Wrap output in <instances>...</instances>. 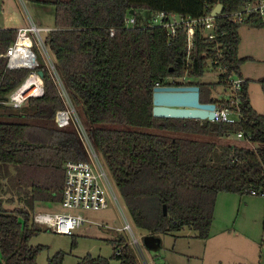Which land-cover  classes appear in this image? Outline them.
<instances>
[{
	"label": "trees",
	"instance_id": "1",
	"mask_svg": "<svg viewBox=\"0 0 264 264\" xmlns=\"http://www.w3.org/2000/svg\"><path fill=\"white\" fill-rule=\"evenodd\" d=\"M250 1L258 0H39L54 7V29L47 33L45 42L56 71L74 108L81 111L91 142L128 215L147 235L159 237L187 227L194 238L206 240L218 194L244 197L254 191L255 196L264 197V112L257 113L250 104L249 80L241 84L238 106L212 96L217 86L229 87L228 74L242 77L241 66L253 60L238 55L239 29L242 24L264 28V18L253 14L239 23L228 16ZM217 4L223 6L215 18L218 37L210 42L196 31L188 66L182 31L168 38L160 27L123 26L129 10H163L199 17ZM16 32L0 29V101L29 71L7 69L2 57ZM217 53L225 72L217 74L215 82L179 85L199 86L200 102L238 111V120L152 115L156 83L168 85L167 78L184 74L190 79L201 78L207 61L215 59ZM40 67L41 97L28 98L17 109L0 104V264H36L38 253L44 249L30 244V239L43 231L32 221L36 204H59L63 164L86 160L74 129L54 124L55 112L64 105L51 75L43 64ZM258 83L264 95V77ZM162 131L215 139L240 132L256 147L218 145L217 140ZM6 195L11 197L4 198ZM14 197L19 205L14 206ZM109 241L114 248L111 257L86 254L78 264H139L123 236ZM64 254L56 252L46 264H63Z\"/></svg>",
	"mask_w": 264,
	"mask_h": 264
},
{
	"label": "rangeland",
	"instance_id": "2",
	"mask_svg": "<svg viewBox=\"0 0 264 264\" xmlns=\"http://www.w3.org/2000/svg\"><path fill=\"white\" fill-rule=\"evenodd\" d=\"M30 2L29 0H0V26L13 27L22 24L23 21L29 25V19H31L36 26H45L52 30L54 7L42 5L39 1L37 4ZM136 13L140 18L148 15L145 9L137 10ZM46 35V32H41L44 46L51 59L50 62L55 67L53 54L45 42ZM239 35V55H249L253 58L252 61H247L241 66L242 77L244 76V79L249 80L248 95L251 106L257 113L262 114L264 112V95L258 79L264 77V28H254L242 24ZM34 51L38 56V61L42 63L41 49L34 47ZM50 62L47 64L48 66L51 64ZM216 79L217 73L209 67V64L205 67L203 77L198 79L186 78V80H189L187 83L195 81L215 82ZM184 82V79H176L175 83ZM61 83L63 85L62 80ZM63 88L65 89L64 85ZM59 89L61 92V87ZM229 94V90L226 89L224 92L222 86H217L212 92V96L216 99H223ZM75 111L87 128V125L83 122L81 111L78 109H75ZM230 117L236 119L235 115ZM153 131L161 133V131ZM162 132L172 136L208 139L209 141L217 140L218 145L231 143L252 149L256 147V144L238 140L235 135L215 139L167 131ZM113 187L119 196L133 234L138 239L142 256L134 246H130V248L139 264H259L262 258L261 238L264 234V197L255 195L239 197L235 194L220 193L217 197L214 220L211 226V237L215 239H206V241L194 238L192 236L193 232L184 227L179 232L160 235L159 248L149 250L143 244V237L147 235L146 232L134 225L114 182ZM9 197L11 195L4 196V198ZM14 200V206L19 205L15 197ZM6 205L10 206L9 204ZM36 209L48 212L62 210L59 204L45 203H38ZM83 214L88 221L72 235L57 234L43 228V231L30 239L31 245L44 246V249L37 255L36 264H46L48 258L60 251L65 253L63 264H78L80 258L86 254L109 258L114 250L109 239L112 240L117 235H121L125 242L127 241L124 232L117 231L122 226L123 218L114 206L110 205L104 210L84 211Z\"/></svg>",
	"mask_w": 264,
	"mask_h": 264
},
{
	"label": "built area",
	"instance_id": "3",
	"mask_svg": "<svg viewBox=\"0 0 264 264\" xmlns=\"http://www.w3.org/2000/svg\"><path fill=\"white\" fill-rule=\"evenodd\" d=\"M136 11H133L132 14L128 12L124 17L123 26L125 28H135L137 26L160 27L165 30L168 38L175 37L178 31H182L185 34V61L187 66L189 65L196 31L199 30L202 34L201 36L210 42H215L218 37L215 18L221 14L214 17L209 12L199 17H192L188 14H180L177 12L163 10L149 11L146 9L145 11H147L148 15L140 18ZM253 14L264 18V0L247 2L228 16L241 23L245 22ZM49 31V28L38 27L33 23L17 29L14 42L6 49L2 57L6 58L7 69L23 68L29 71L22 82L5 99H2L0 104L17 109L21 108L28 98L41 97L44 94L43 80L37 71H43L40 67L43 64V67L47 69L53 82L57 86L64 105V108L55 112L54 124L58 128L72 127L74 129L85 150L86 160L67 161L63 164L64 185L59 203L62 210L53 212L35 211L32 215V221L36 226L54 233L72 235L88 221L83 214L84 211L104 210L112 205L123 218L122 226L117 231L124 232L127 238L126 244L134 246L141 254L138 239L134 236L131 225L123 211L119 196L113 187L112 178L110 180L111 175L102 158L95 150L88 135L87 128L77 116L70 97L63 88L55 67L50 62L49 53L41 37V32L48 33ZM109 34L113 36L114 30L110 29ZM220 36H223V33ZM219 46L217 44L215 47L218 51ZM34 47L41 49L40 55L42 63L38 61ZM49 62L51 64L48 66L47 64ZM208 64L217 74L225 72V67L220 63V55L218 53L215 59L207 61ZM186 78L188 77L184 74L182 77H169L166 80L168 81V85H179V83L175 84L176 79H184L187 83L189 80H186ZM226 79L229 83V87L226 89L229 90L230 94L224 97L223 100L230 101L238 106L239 91L244 78L231 73L226 76ZM155 86L161 85L156 83ZM59 87L62 89L61 92L59 91ZM226 89H224V92ZM214 112L215 118L213 121L227 122L238 120L239 118L238 111H231L228 108H218L216 105ZM233 115L236 116V119L233 117L229 118V116ZM234 135L238 140H244L240 132ZM255 194L254 191L251 192V195ZM260 196L262 197L263 194H260ZM261 251L262 258L259 264H264V234L261 238ZM118 252L119 249L116 248L115 253Z\"/></svg>",
	"mask_w": 264,
	"mask_h": 264
},
{
	"label": "water",
	"instance_id": "4",
	"mask_svg": "<svg viewBox=\"0 0 264 264\" xmlns=\"http://www.w3.org/2000/svg\"><path fill=\"white\" fill-rule=\"evenodd\" d=\"M223 6L217 4L211 11L216 17L221 14ZM132 14L133 10H129ZM38 75L43 76V71L38 70ZM199 86L191 85H161L155 86L152 93V115L157 118L195 119L213 121L215 118V104L202 103L199 99ZM163 214L166 208L163 206ZM161 243L160 237L146 235L143 244L149 250H156Z\"/></svg>",
	"mask_w": 264,
	"mask_h": 264
},
{
	"label": "crops",
	"instance_id": "5",
	"mask_svg": "<svg viewBox=\"0 0 264 264\" xmlns=\"http://www.w3.org/2000/svg\"><path fill=\"white\" fill-rule=\"evenodd\" d=\"M29 1H31L32 2V4H37L38 3V1L39 0H29ZM46 1H51V0H46ZM30 2V3H31ZM42 5H45V4H42ZM52 6V5H51ZM29 23H33L34 24V22L31 20V19H29ZM28 25V23H26L25 21H23L22 22V24L20 23V24H18V25H15V26H13V27H9V26H4V25H1L0 26V29H18V28H20V27H25V26H27ZM41 27H45V26H41ZM45 28H47V27H45ZM50 29V28H49ZM52 29H54V19H53V26H52ZM238 55H239V51H238ZM247 56H249V55H247ZM239 57H244V56H240L239 55ZM251 58H252V56H250ZM253 59V58H252ZM244 65V64H243ZM242 65V66H243ZM242 74V73H241ZM244 77V76H243ZM218 197V196H217ZM216 201H217V199H216ZM37 205V204H36ZM215 206H216V203H215ZM36 211H40V210H37L36 209ZM214 212H215V208H214ZM213 223V222H212ZM218 236H220V235H218ZM211 239H215V238H213V237H211V229H210V234H209V237L207 238V240H211ZM110 240V239H109ZM206 240V241H207Z\"/></svg>",
	"mask_w": 264,
	"mask_h": 264
}]
</instances>
